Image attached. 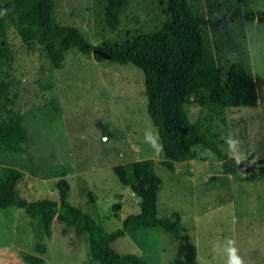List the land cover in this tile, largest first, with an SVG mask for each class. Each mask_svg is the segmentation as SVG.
Listing matches in <instances>:
<instances>
[{"label": "rangeland", "instance_id": "rangeland-1", "mask_svg": "<svg viewBox=\"0 0 264 264\" xmlns=\"http://www.w3.org/2000/svg\"><path fill=\"white\" fill-rule=\"evenodd\" d=\"M53 1L55 21L79 29L96 46L121 45L134 32L154 30L167 20L165 0H131L112 31L105 23L104 1ZM200 1L205 16L218 22L208 29L210 58L221 67L248 60L259 82L256 106L226 108L212 128L222 151L253 165L252 173L264 167L256 163L264 159V22L244 14L261 15L264 0ZM8 38L14 53L12 93L29 149H0V165L22 172V197L57 200L56 183L64 178L70 186L67 200L113 231L124 216L139 211V199L112 167L151 158L162 181L157 215L179 212V227L170 233L158 228L127 232L111 242L113 250L136 254L148 264H226L224 248L234 240L245 264H264V178L248 181L220 173L222 160L203 146L196 147L195 158L175 162L169 170L161 163L162 152L145 142L147 132L157 134L146 111L139 68L96 60L93 53L72 48L62 67L51 70L12 29ZM189 110L198 114L199 107L192 104ZM229 139L239 142L235 149ZM115 203L118 210L112 208ZM62 228L53 219L45 236L22 209H0V264H98L88 256L84 235Z\"/></svg>", "mask_w": 264, "mask_h": 264}, {"label": "trees", "instance_id": "trees-1", "mask_svg": "<svg viewBox=\"0 0 264 264\" xmlns=\"http://www.w3.org/2000/svg\"><path fill=\"white\" fill-rule=\"evenodd\" d=\"M105 2V23L115 30L120 14L131 0H102ZM167 20L151 31H136L121 45L96 46L86 40L82 32L55 21L53 0H9L0 4V149L24 153L29 149L28 135L22 115L16 110L12 93L11 67L14 53L8 31L12 29L27 49H37L49 68L60 69L65 53L72 48L82 54L93 53L96 60L103 58L94 52L101 49L111 55L110 61L139 68L144 78L146 111L163 145L161 163L174 170L175 162L193 159L196 147L203 146L222 160L219 171L234 174L242 180L264 178V167L243 174L236 167L237 160L228 157L218 144L213 123L223 110L233 106L258 104L260 95L249 61H238L221 67L210 58L206 42L208 29L216 22L208 19L200 8V0H165ZM246 19L264 22V11ZM50 78V76H49ZM196 104L198 114L189 106ZM203 110L206 114L202 115ZM263 164L264 159L256 162ZM112 170L118 180L128 186L139 199V211L127 214L120 226L107 231L94 218L67 200L69 183L57 181L58 199L28 200L19 193L22 172L11 166L0 165V209H22L41 234L49 236L53 219L63 224L62 232L72 228L76 235H84L88 256L98 264H148L140 256L119 254L111 247L118 237L141 228H158L170 233L178 229L180 213L168 217L157 215V195L161 178L155 172L154 159L117 164ZM120 205H112L118 210ZM13 264V263H9Z\"/></svg>", "mask_w": 264, "mask_h": 264}, {"label": "clouds", "instance_id": "clouds-1", "mask_svg": "<svg viewBox=\"0 0 264 264\" xmlns=\"http://www.w3.org/2000/svg\"><path fill=\"white\" fill-rule=\"evenodd\" d=\"M7 12V9L4 11H0V16L5 15ZM145 142L149 144V146L157 153L163 151V145L159 141V137L157 135H154L151 132H147L145 134ZM229 144L230 149H235L237 144L239 143L236 140L229 139L227 141ZM240 157H237V162H239ZM218 249V246L214 247L213 251H216ZM224 252L227 254V262L226 264H245L244 259L239 254V249L235 246L234 240H229L227 242V245L224 248Z\"/></svg>", "mask_w": 264, "mask_h": 264}, {"label": "water", "instance_id": "water-1", "mask_svg": "<svg viewBox=\"0 0 264 264\" xmlns=\"http://www.w3.org/2000/svg\"><path fill=\"white\" fill-rule=\"evenodd\" d=\"M94 52H96L98 55H100L105 60H110V58H111V55L104 50L95 49ZM235 165L239 169V171L244 173V174H247L249 172V170L252 168V167H249L250 164H248V167H247L246 164H243L240 162H235Z\"/></svg>", "mask_w": 264, "mask_h": 264}, {"label": "flooded vegetation", "instance_id": "flooded-vegetation-1", "mask_svg": "<svg viewBox=\"0 0 264 264\" xmlns=\"http://www.w3.org/2000/svg\"><path fill=\"white\" fill-rule=\"evenodd\" d=\"M253 165H249V167H252ZM247 167H248V165H247Z\"/></svg>", "mask_w": 264, "mask_h": 264}]
</instances>
